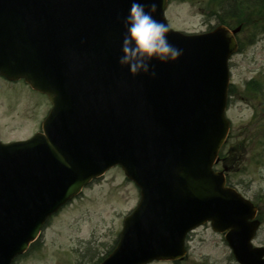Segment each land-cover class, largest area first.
I'll return each instance as SVG.
<instances>
[{
	"label": "water",
	"instance_id": "1",
	"mask_svg": "<svg viewBox=\"0 0 264 264\" xmlns=\"http://www.w3.org/2000/svg\"><path fill=\"white\" fill-rule=\"evenodd\" d=\"M131 2L0 0V74L25 78L54 104L46 135L0 142V264L23 253L51 214L117 164L142 199L103 264L182 258L186 234L207 220L228 231L240 264H264V248L251 243L257 208L212 170L229 130L228 59L238 30L185 36L168 28L183 55L154 60L155 77L132 75L118 63ZM142 2L146 10L155 5L153 15L167 25V0Z\"/></svg>",
	"mask_w": 264,
	"mask_h": 264
},
{
	"label": "rangeland",
	"instance_id": "2",
	"mask_svg": "<svg viewBox=\"0 0 264 264\" xmlns=\"http://www.w3.org/2000/svg\"><path fill=\"white\" fill-rule=\"evenodd\" d=\"M229 1L233 14L225 20L237 27L244 20L243 6L238 2L244 5V0ZM250 1L254 5L245 3L246 10H256L254 20L249 14L245 17L247 23L241 24L239 50L230 61L231 131L222 153L229 156L226 157L229 183L260 208L262 225L254 245L264 246V10L259 9L256 0ZM221 4V0H214V4L212 0H170L166 16L174 29L208 32L219 25L218 18L225 17L221 12L213 16L209 11H219ZM50 106L47 97L22 81L0 80L2 142L23 140L35 134ZM223 166L224 161L216 169ZM139 199V189L126 178L124 171L120 167L112 168L55 214L38 241L15 264H98L116 247L123 220ZM187 246V256L177 263L149 264H238L224 235L210 226L197 228Z\"/></svg>",
	"mask_w": 264,
	"mask_h": 264
},
{
	"label": "clouds",
	"instance_id": "3",
	"mask_svg": "<svg viewBox=\"0 0 264 264\" xmlns=\"http://www.w3.org/2000/svg\"><path fill=\"white\" fill-rule=\"evenodd\" d=\"M155 5L146 10L142 0H132L128 14L123 18L125 32L118 63L126 66L132 75H157L153 61L169 63L183 55V49L168 39V26L153 15Z\"/></svg>",
	"mask_w": 264,
	"mask_h": 264
}]
</instances>
